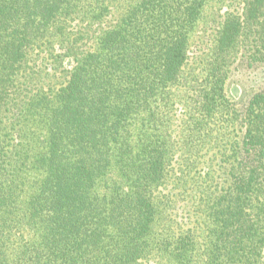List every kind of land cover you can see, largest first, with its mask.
Instances as JSON below:
<instances>
[{
	"label": "trees",
	"instance_id": "16d2710c",
	"mask_svg": "<svg viewBox=\"0 0 264 264\" xmlns=\"http://www.w3.org/2000/svg\"><path fill=\"white\" fill-rule=\"evenodd\" d=\"M207 1L131 0L52 87L37 86L35 57L45 43L73 49L68 18L83 0H0V264H264V89L243 108L225 92L230 52L250 31L251 56L264 55V0L225 18L199 82L185 68ZM180 85L197 130L186 140L227 144L228 168L217 192L201 191L198 232L175 234L155 194L168 134L137 138L131 125L155 119ZM216 119L240 133L216 138L204 130Z\"/></svg>",
	"mask_w": 264,
	"mask_h": 264
},
{
	"label": "rangeland",
	"instance_id": "374dc122",
	"mask_svg": "<svg viewBox=\"0 0 264 264\" xmlns=\"http://www.w3.org/2000/svg\"><path fill=\"white\" fill-rule=\"evenodd\" d=\"M101 1L83 0L80 4L82 11L68 18L67 31L71 38L77 40L73 49L69 50V45L66 43H52V46L49 43L44 44V52L35 57L39 76L37 86L42 83H45V86L47 84L52 87L58 86L60 81L65 79L67 68L76 56L73 52L80 49H95L99 33L119 16L120 8H124L131 0H112L114 7L107 13L101 11ZM241 6L240 0L207 1L190 33L186 74L199 82L202 81L203 72L222 22L228 16L239 13ZM255 36H258L257 32L250 31L249 35L243 37L244 40L230 52L227 60L229 64L226 66V97L237 108L246 106L255 92L264 89V55L259 53L256 54L257 56H251L254 51ZM185 88V85L172 88L174 95L167 109H164L163 101L154 104L155 119L153 120H156L154 128L153 120L148 119L143 124L136 119L131 125V133L134 137L138 136L137 138L142 136V132L151 135V139L165 138V134H168L166 135L169 151L166 182L158 186L155 194L163 202L160 222L163 223L162 226L177 222L178 225H171L175 234L188 228L194 231L197 229L198 232V228L202 227V220L197 216L200 196L203 191V196L217 192L218 186H221L226 178L228 168V165L222 161L223 148L227 144L220 142V146L216 147L212 142L206 141V144L200 145L194 140L192 142L186 140L185 135L194 134L197 130L188 116L186 96H182L185 94ZM164 110L166 115H162ZM217 121L219 122L206 121L208 123L204 130L210 131L216 138L225 135L222 141L227 139L231 141V137L240 133V128L236 124L225 125L226 121ZM191 144L194 146L192 149ZM107 177L106 180L110 178ZM103 183L104 180L101 181L102 188H104ZM140 264H156V261L154 257H149Z\"/></svg>",
	"mask_w": 264,
	"mask_h": 264
}]
</instances>
